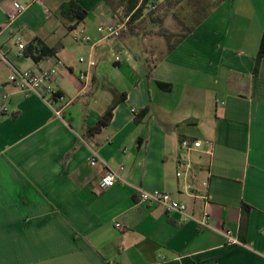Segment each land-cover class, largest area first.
<instances>
[{
  "label": "crops",
  "instance_id": "0c3cea01",
  "mask_svg": "<svg viewBox=\"0 0 264 264\" xmlns=\"http://www.w3.org/2000/svg\"><path fill=\"white\" fill-rule=\"evenodd\" d=\"M69 1L41 0L8 24L13 3L29 0H0V264H264V58L253 76L264 0H225L170 53L139 30L143 17L101 37L127 1L72 0L87 11L77 25L60 14ZM35 40L56 52L41 59ZM57 64L61 119L37 96L1 87L13 68ZM110 89L126 98L91 134ZM184 139L203 145L187 152ZM91 149L121 177L106 190ZM137 188L170 193L186 216L140 203ZM205 213L211 228L199 230L192 219Z\"/></svg>",
  "mask_w": 264,
  "mask_h": 264
},
{
  "label": "built area",
  "instance_id": "2783aa9c",
  "mask_svg": "<svg viewBox=\"0 0 264 264\" xmlns=\"http://www.w3.org/2000/svg\"><path fill=\"white\" fill-rule=\"evenodd\" d=\"M41 3V0H29V4H21L18 2L13 3L12 8L13 12L8 14V24H11L13 21L17 19V17L27 10L29 5ZM128 20V19H127ZM127 20L120 21L119 17L115 15L114 19L105 25H101L97 28L98 33L101 35L103 39L119 37L123 32L127 30ZM74 40H77L74 37ZM20 50L24 49V45H18ZM115 63H118L121 58L119 55H115L113 58ZM79 63L87 64L89 67L95 66V62L91 60H87L84 57L79 58ZM59 76V64L55 65L50 69H46L40 72H34L30 70L18 71L16 69H12V73L8 76L5 84H2L1 87H11L18 92L22 93L25 96L35 95L40 98L54 113L56 118H62L61 110L57 109V104L65 103V96L62 95L55 87L54 84L57 81ZM79 80L84 81L87 80V74L85 72H80ZM1 99L4 102L1 105V111H6V103L8 101V94L4 93L1 95ZM132 112H135L134 109ZM203 145L202 141L199 140H188L184 139L181 141L180 146L181 149L185 151H192L200 148ZM209 145H211L209 143ZM103 161L98 156L97 152L91 149V157L89 158V164L92 167H95L97 164ZM105 166V164H104ZM187 169L190 168L189 164H186ZM123 170V167L120 168ZM182 176V172H176V177L180 178ZM121 180L120 175L112 170H109L107 166H105V173L101 178L98 187L100 190H106L112 186H114L118 181ZM189 189V184L187 185ZM137 198L140 203L153 207L159 206L164 208L168 212L178 213L180 215L186 216V205L174 199L173 196L165 191L152 190L147 191L141 188H137L135 190ZM189 218V217H187ZM191 219V218H190ZM195 221L199 230L210 229V216L205 213L199 219H192ZM117 229L122 230L123 227L120 223L115 224ZM228 244L235 245L239 244V241L232 238L228 232L225 233Z\"/></svg>",
  "mask_w": 264,
  "mask_h": 264
},
{
  "label": "trees",
  "instance_id": "16d2710c",
  "mask_svg": "<svg viewBox=\"0 0 264 264\" xmlns=\"http://www.w3.org/2000/svg\"><path fill=\"white\" fill-rule=\"evenodd\" d=\"M127 3L123 5L125 14L128 16L127 24L129 23V26L133 21H136L139 18H142L144 15V10L148 7V4L151 2V0H125ZM224 0H216L214 5H193L191 17H192V23L190 25H185L184 22H182L181 26L183 27V30L181 32H174L170 33L164 29L158 28L157 36L161 37L166 45V52L170 53L173 51L180 43H182L186 37L191 34L194 29L201 24L203 20H205L211 12L218 6V4ZM167 3V1H165ZM156 8V7H155ZM60 14L62 17L67 19L70 22L75 21V25L81 23L85 17L87 16V11L83 10L76 2L70 0L67 3H63L59 8ZM143 20V19H142ZM159 23H162V19L159 18ZM74 27L69 26L68 30H72ZM36 48L39 50L40 58H44L47 56H52L57 48H46L44 47L39 40H35L32 44V49L36 50ZM264 58V34L261 36L260 43H259V49L255 58V65L253 69V76L257 77L259 73V67L261 64L262 59ZM33 60L36 61L35 58ZM161 88L165 90L170 89V85L167 84H158ZM110 91L113 94V101L109 108L106 110V112L99 118L97 124L95 127L88 128V132L91 134H96L100 131L101 128L107 126L112 118V112L115 108V106L119 102H123L126 98L125 93H119L113 89H110ZM118 95V99H116V96ZM146 114V109H143L138 116L134 119L135 123H139L144 115ZM246 231V222L245 218L241 221V227H240V234H241V242L242 235L245 234Z\"/></svg>",
  "mask_w": 264,
  "mask_h": 264
},
{
  "label": "rangeland",
  "instance_id": "374dc122",
  "mask_svg": "<svg viewBox=\"0 0 264 264\" xmlns=\"http://www.w3.org/2000/svg\"><path fill=\"white\" fill-rule=\"evenodd\" d=\"M165 1H167V3H165ZM224 1H221L218 5ZM215 2L216 0H151L148 7L144 10L143 22H140L138 28L141 32L148 31L150 38L153 40L158 37V28L164 29L170 33L181 32L183 30L181 26L182 22H184L185 25H190L192 23L191 12L193 10V5H214ZM118 8L119 7H117L116 10ZM116 16L119 17L120 21H124L128 17L125 14L124 7L116 12ZM159 18L162 19V23H159ZM135 42L139 44L141 43V39L136 38ZM133 47L131 50L137 53L136 45ZM157 48L166 49L164 40L161 41L160 46Z\"/></svg>",
  "mask_w": 264,
  "mask_h": 264
}]
</instances>
